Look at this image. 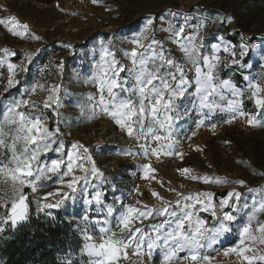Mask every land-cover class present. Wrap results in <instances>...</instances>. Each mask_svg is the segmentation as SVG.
Segmentation results:
<instances>
[{
    "label": "rangeland",
    "instance_id": "obj_1",
    "mask_svg": "<svg viewBox=\"0 0 264 264\" xmlns=\"http://www.w3.org/2000/svg\"><path fill=\"white\" fill-rule=\"evenodd\" d=\"M175 13H179L180 16L174 17L172 14ZM13 16L20 24H27L28 28L33 26L36 36L42 43L56 45L62 52L60 65L63 62V66L59 67L61 79L57 85L59 106L50 105L49 129L53 131L59 129L57 144L53 145V148H56L62 140L64 151L62 153L50 151L55 156L54 159L63 157L66 160V153L71 150V145L82 143L89 147L98 169L103 173V177H92L81 174L77 169L74 174L88 175L87 192L82 194L81 190L85 182L81 181L77 185V193L74 196L70 193V198H66L61 204L71 215V221L75 224L82 247L84 241L78 227L83 228L87 225L90 234H97L99 237V226L119 232L117 218L123 211L122 204L142 210L145 206L153 209L151 217L135 221L133 224V227L142 228L147 235L152 233L153 224L161 223L166 219H175L169 217L167 213L164 217L156 215L155 210L163 208V201H168L169 211L176 212L179 216L181 208L193 203L198 196L203 197L205 193H212L213 203L219 205L222 196L235 190L241 193L240 198H232L230 203L234 208L225 209L234 216L233 221L227 222L230 231L220 237L215 245L205 246L200 250L201 257L209 256V262L203 259L197 262L185 261V264H233L232 260L239 256L235 253L225 256L224 252L239 244V231L252 212L253 202L264 190V114L259 119L256 114H252L256 117V123L253 126L241 127L228 125L225 122L227 120L225 117L228 115L219 114V116L223 115V118L218 120L214 130L212 127L208 128L210 125L204 126L205 129H197L193 123L188 124L184 129H177L179 127L177 120L178 122L175 121L171 128V139L175 142V147L171 149L172 154L168 155L161 148L159 156L149 154L145 158L138 148L137 140L122 133L114 121L102 111L98 104L100 93L97 86L87 81L92 80L98 71L102 45H107L112 55L120 62V66L125 68L120 74L121 79L128 77V70L133 65L130 57H126L124 53H130L136 47L132 41L138 36L146 18L154 19L155 23L149 38L142 42L144 47L139 51L147 50L150 54L153 49L157 51L163 49L166 56L180 64L188 61L187 57L180 45L173 42L176 39L174 35L164 29L168 27L169 22H172L178 30L184 23L185 17L189 23L185 26V32L181 34L180 39L184 40L191 35L194 43H202L201 54L211 51L210 46L219 43L220 37H224L235 47L243 36L245 41L250 42V47L258 49L264 43V0H96V3L92 0H0V20L7 21ZM226 17L229 19L226 20ZM8 27H11V24ZM25 34L13 35L5 25L0 24V59L17 64L14 70L16 83L8 88L9 91L17 90L21 85L20 66L23 64L24 67L26 62L22 60L20 49L24 45ZM109 40L112 44H108ZM223 54L222 50L218 53L221 58ZM237 56H239L238 51ZM250 56L254 59L260 58L259 53L246 55L241 63L247 62ZM261 63L263 61L259 62ZM5 92L0 88L1 118L10 105ZM90 95L94 98L92 101L88 99ZM120 95L123 97L126 94L120 93ZM57 112L59 116L56 115ZM90 116L93 118L89 119ZM145 123L147 126L148 121L146 120ZM193 132L195 135H192ZM156 134L168 133L160 130ZM120 143L124 146L118 145ZM139 143L161 147L167 141L156 142L151 140L149 135L148 139L141 138ZM122 151L130 152L132 155L117 154ZM110 160H116V165L112 168H110ZM40 164L46 163L41 159ZM145 164L153 169L148 179H142ZM86 167L90 166L86 164ZM183 168H190L191 172L181 175L180 170ZM65 170L66 166H62L60 174ZM191 176L200 179L192 180ZM204 177L209 178L208 182L204 181ZM6 179L0 178V201H2L0 216L6 213L11 204L12 181ZM68 179L66 177L65 182ZM217 179L227 180L229 183L222 185L212 183V180ZM239 181H244L245 186H241ZM42 183L44 186L35 193L29 188L23 190L26 202L29 195L44 202L41 198L47 196L49 192L65 191L56 175L49 174V179ZM104 183H108L111 191L118 192L109 200L104 198ZM249 188L252 189L251 192ZM94 190H101L106 205L114 209L113 216L107 217V224L103 223L106 218V208L98 212L95 203L92 205L84 203V195ZM153 191L161 199L153 197L151 194ZM185 197L189 199H184ZM55 199L56 197H48L47 202L55 203ZM137 200L140 204H137ZM176 201L180 203L177 204ZM197 214L205 219L207 228L213 226L210 212ZM84 216H88L89 219L85 221ZM97 221L101 224L97 225ZM258 222H264V214H258L257 221H253L252 225H255V229L259 227ZM250 231L256 240L245 242V247L254 249V252H248L246 255H264V243H261L264 234L252 229ZM185 255L186 252L180 253L181 259ZM80 256L89 259L82 253ZM144 257L146 264H160L162 253L156 250L153 251L152 257H148L145 249ZM241 260L244 264L242 258ZM118 264H141L140 257L134 254L122 255Z\"/></svg>",
    "mask_w": 264,
    "mask_h": 264
},
{
    "label": "snow or ice",
    "instance_id": "obj_2",
    "mask_svg": "<svg viewBox=\"0 0 264 264\" xmlns=\"http://www.w3.org/2000/svg\"><path fill=\"white\" fill-rule=\"evenodd\" d=\"M96 3V0H92ZM174 17H179V13L172 14ZM228 20L229 18H225ZM155 21L152 18H146L145 24L139 31L138 36L134 38L132 43L136 45L133 50L128 53L125 52L126 57H130L133 67L128 70L129 74L126 79H121V72L125 71L120 62L112 55L107 45H102V52L100 63L97 65L98 71L92 80L88 83H95L100 93L98 104L101 106L102 111L114 121L115 125L122 133H126L128 137L137 140L138 148L141 150L145 158L149 154L152 156H159L161 148L165 153L171 155V149L175 147V142L171 139V128L174 121L180 120L189 115L190 111H195L200 119L196 123V128H200L205 120L210 119L216 111L228 112L232 118L236 117L246 118L249 126L256 123V117L247 113L242 106L243 91L231 79H221L217 74L218 65L221 57L218 53L223 51L228 57L231 58V64L238 65L241 68L244 66L241 60L246 55H255L264 59V43L258 49L250 47V42L245 41L241 36L239 42L233 47L224 37L219 38V43H213L211 47V55H201L199 46L194 43L191 35L181 40V34L185 32V26L189 23L185 17L184 23L176 30L174 24L169 22L168 27L164 29L166 32H171L176 38L173 42L180 45L184 55L187 57L194 68V77L188 78L187 73L181 66L180 62L173 58L166 56L163 49L159 51L153 49L149 54L148 51L140 52L139 49L143 48V41L149 38V33ZM0 24L5 25L10 33L16 36H23L28 31L27 24H20L16 17H10L7 21L0 20ZM11 24V27L8 25ZM39 40V37H33ZM108 44H112L109 40ZM71 47V46H68ZM42 50H37L36 56L27 54L25 59L32 63L38 58ZM237 51L239 56H237ZM202 59L203 69L200 66ZM6 61H0V66ZM246 63V61H245ZM61 67L63 62H61ZM21 70L26 69L21 64ZM17 64L14 62H7V87L11 88L16 83L15 72ZM249 80V88L251 98L258 108H264V98H260V93L264 91L259 84L251 83ZM195 85L194 91L191 93L193 97L191 109L187 106L183 111L177 103L178 100L188 94L190 87ZM37 88L43 89L44 85L37 82L35 87L30 89L31 93H35ZM118 90V91H117ZM49 95L43 103V108L47 109L50 105L59 106L57 93L59 88L53 86L47 89ZM229 93L233 98L228 99L224 93ZM106 93V95H105ZM120 93L126 95L121 97ZM218 97V99H217ZM89 101L94 98L90 95ZM227 100V107L222 106V102ZM23 106L29 108L34 107L30 104L29 100H16L7 106V110L3 112V121L0 122V129L4 124L18 125V131L22 135H18L11 145L12 159L9 165L0 167V175H5L12 181V195L10 208L5 214L0 216V224H10L13 229L18 226L19 222L28 219V204L26 197L23 194L25 188L31 189L36 192L39 188L43 187L44 181L49 179V174L58 176V181L65 191L49 192L47 196L42 197L43 203L37 202V211L44 209L58 208L64 203L66 198H70V193L73 196L77 193V185L84 181V188L81 190L82 194L87 192L88 189V175L92 177H103V173L98 169L93 156L90 154L89 147L82 143H74L71 145V150L67 151L65 160L63 157L52 159L50 163L41 165L40 158L43 153L56 151L62 153L64 151V143L62 140L56 148L53 145L57 144V137L59 129L55 131L50 130L46 126L44 114L41 112L39 115L30 116L25 115L23 111H18ZM59 116V113H56ZM93 117H89L92 119ZM146 120L148 121L146 126ZM226 123H232V119L226 120ZM216 126L212 125L214 130ZM138 129V130H137ZM164 131L167 135L156 134L157 131ZM150 135L151 140L160 142L162 140L167 143L161 147H152L147 143H139L141 138L148 139ZM192 135H195L193 132ZM18 140H22L25 148L21 156L16 154V144ZM4 141L0 140V145ZM28 145H35L34 148L27 147ZM151 149V151H150ZM126 156L132 155L127 151L121 153ZM86 164L90 167H86ZM66 166V170L61 172V167ZM81 174L76 175V170ZM35 170V173H34ZM153 169L150 165L143 166L142 179H148ZM181 175L190 173V168H183L180 170ZM69 178L65 182V178ZM31 178V179H29ZM192 180L200 179L197 176H191ZM208 182L209 178H203ZM215 184H228L227 180H212ZM241 186H245L244 181H239ZM95 188V186H94ZM250 192L251 188L248 189ZM153 197L161 199L158 194L153 191ZM104 193L101 190H94L92 193L84 195V203L92 205L95 203L96 210L99 212L102 208H106V218L104 224L108 223L107 217L114 214L112 206L106 205L102 199ZM179 195V193H177ZM91 198H88V197ZM241 193L238 191H229L219 200V213L216 210V205L213 203V194L205 193L203 197H196L193 203L184 205L177 216L176 212H170V204L168 201H163V208L156 209L155 213L159 217H164L167 213L169 217L175 219H166L161 223L152 225V233L145 234L142 228L133 227L135 221L148 219L153 215V209L147 208L142 210L140 208L122 204L123 211L120 213L117 227L118 231H114L105 226H99L100 242L93 239L87 225L79 228L83 236V247L81 248L82 255H87V261H82V264H118L120 257L126 256V250L135 245L133 254L139 257L145 255L152 257L153 251H160L162 259L160 264H185V261L197 262L203 259L209 262L210 258L207 255L200 256V250L207 246L215 245L218 239L230 231V225L234 216L225 211L226 208H234L230 203L232 198L239 199ZM48 197H56L55 203H48ZM184 199H189L185 197ZM2 202V201H0ZM177 204L180 201H176ZM137 204L140 201L137 200ZM199 205V208H197ZM252 212L247 217V222L239 231V244L236 247H230L224 255L235 253L241 257L244 264H264V255L248 256L246 253L254 252L252 247H245L246 241H255L256 237L251 234V226L253 221H257L258 214H264V190L259 193V198L252 204ZM198 212H210L215 224L211 228L206 227L205 219L200 218ZM85 221L89 219L84 216ZM97 225L101 222L97 221ZM259 227L255 230L264 234V222H258ZM174 225V226H173ZM5 231L4 227H0V233ZM261 243H264V236L261 238ZM187 253L181 259L180 253Z\"/></svg>",
    "mask_w": 264,
    "mask_h": 264
},
{
    "label": "trees",
    "instance_id": "obj_3",
    "mask_svg": "<svg viewBox=\"0 0 264 264\" xmlns=\"http://www.w3.org/2000/svg\"><path fill=\"white\" fill-rule=\"evenodd\" d=\"M217 74L221 79H231L238 87L243 86L241 75L225 69L221 60ZM243 93V109L247 113L256 114L258 119L261 118L264 108L253 104L249 90H244ZM2 121L3 118L0 117V122ZM18 135H22L18 131V125L4 124L0 129V140L4 141L0 145V167L9 165L12 159L11 145ZM16 148V154L21 156L25 148L22 140L17 141ZM51 152L42 154L40 161L42 159L47 164L54 159ZM0 178L7 177L0 175ZM103 190L106 200L118 193L111 191L108 183H104ZM27 200L29 215L26 221L19 222L15 229L10 224H0V227L5 228L0 233V264H81L82 261H87L86 257L80 256L82 241L69 211L60 206L38 212L37 202H43L31 195Z\"/></svg>",
    "mask_w": 264,
    "mask_h": 264
},
{
    "label": "built area",
    "instance_id": "obj_4",
    "mask_svg": "<svg viewBox=\"0 0 264 264\" xmlns=\"http://www.w3.org/2000/svg\"><path fill=\"white\" fill-rule=\"evenodd\" d=\"M36 36L35 28L33 26H29L28 31L25 34V41L23 47L20 49L22 54V60L25 61V70L21 71L22 81L21 85L17 90L9 91L7 87V62L3 63L0 66V88L6 91L7 94L6 99L10 102V104L16 100H29L30 104H33L34 107L29 108L28 106H23L18 111H23L25 115L36 116L41 112L45 116V120L47 121L46 126H50V107L47 109L43 108V103L47 99L49 95L47 89L57 86L60 82V59L62 58L61 49L56 45H46L42 43L40 40L34 39ZM199 46V50L203 49L202 43L197 44ZM42 50L39 53L38 58L34 60V62L29 63L25 56L27 54H32L34 57L36 56L37 50ZM0 61H3L0 59ZM221 61L225 67V69L230 72L237 73L240 75V70L238 65L231 64V58L226 54H223ZM262 75L264 82V66H262ZM188 78L193 74L192 72L187 73ZM40 83L44 85L43 89L37 88L35 93H31L30 89L35 87L36 84ZM27 147L33 148V145H28ZM216 210L219 213V205L216 204ZM211 216L212 225L215 224V220ZM252 230H255V225L251 226ZM93 239L96 242H100V237L95 234L93 235ZM135 249V245L126 250L128 255L133 254Z\"/></svg>",
    "mask_w": 264,
    "mask_h": 264
},
{
    "label": "crops",
    "instance_id": "obj_5",
    "mask_svg": "<svg viewBox=\"0 0 264 264\" xmlns=\"http://www.w3.org/2000/svg\"><path fill=\"white\" fill-rule=\"evenodd\" d=\"M211 54H212L211 51H209V52H205V53H203L201 55L203 56V55H211ZM260 61H263V63L259 64ZM243 65L244 66L242 68L239 67L240 75H241V77L243 79V86L242 87H238V88L241 89L242 91H244V90H249L250 91L249 80L245 79V77H248L250 79L251 83L259 84L261 86V88L264 89V82H263V78H262L263 75L261 73L262 72V66H264V60L261 57L254 59L253 56H250V58L247 59V62L244 63ZM181 66L184 68V70L187 73L188 72H192L193 75L191 77H189V79H192L194 77V68H193L192 64L190 62L186 61V62H182ZM200 66L202 67V70H205V69H203L202 59L200 61ZM60 75H61V72H60ZM60 79H61V76H60ZM194 89H195V85L193 84V86L189 88L188 94L177 101L179 106L181 104V101H183V104H181V106H180V110L181 111H183L185 106H187L189 109H191V103H192V100H193V97L191 96V93L194 91ZM250 94H251V92H250ZM224 95L228 99H232L233 98L227 92H225ZM260 98H264V91H262L260 93ZM217 99H218V97H217ZM253 104H254V101H253ZM222 106L227 107V100H226V102H222ZM219 114H226V116L228 115L227 117H225L227 120L232 119V123H228V125L236 126V127L249 126L247 124V122H246V118L236 117L235 119H233L231 114L228 113V112L216 111L212 115V117L210 119L205 120V123L200 128L201 129H205L204 126H206V125H210V127L208 126V128H211L212 125L216 126L217 123H218V120L223 118L222 117L223 115L219 116ZM250 115H252V114H250ZM199 119H200V117L198 116V114L195 111H190L188 116H185L184 118L179 120V124H177V125H179V127L178 126H176V127H178L177 129H184L186 126H188V124H191V123H193L194 126H196V123L198 122ZM200 128H198V129H200ZM118 145H120L122 147L124 146V144L122 145L121 143L118 144ZM117 158H119V157H117ZM115 162H116V160L115 161L114 160H110V165H111L110 168H112L114 165H116Z\"/></svg>",
    "mask_w": 264,
    "mask_h": 264
},
{
    "label": "bare ground",
    "instance_id": "obj_6",
    "mask_svg": "<svg viewBox=\"0 0 264 264\" xmlns=\"http://www.w3.org/2000/svg\"><path fill=\"white\" fill-rule=\"evenodd\" d=\"M133 250H134V249H133ZM140 263H141V264H146V261H145V257H144V256H143V257H140ZM232 263H233V264H243V263H242V260H241L240 257L234 258V259L232 260Z\"/></svg>",
    "mask_w": 264,
    "mask_h": 264
}]
</instances>
